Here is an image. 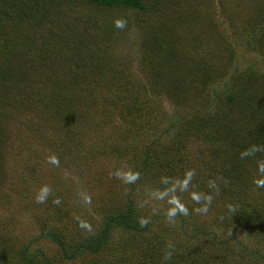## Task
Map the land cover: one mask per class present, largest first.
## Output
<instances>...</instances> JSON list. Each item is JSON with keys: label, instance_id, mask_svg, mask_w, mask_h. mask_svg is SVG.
<instances>
[{"label": "rangeland", "instance_id": "obj_1", "mask_svg": "<svg viewBox=\"0 0 264 264\" xmlns=\"http://www.w3.org/2000/svg\"><path fill=\"white\" fill-rule=\"evenodd\" d=\"M144 4L0 0L1 261L193 264L198 244L194 264H264V150L233 163L264 147V0ZM130 203L149 232L114 228L100 254L44 236L81 240Z\"/></svg>", "mask_w": 264, "mask_h": 264}, {"label": "trees", "instance_id": "obj_2", "mask_svg": "<svg viewBox=\"0 0 264 264\" xmlns=\"http://www.w3.org/2000/svg\"><path fill=\"white\" fill-rule=\"evenodd\" d=\"M90 1L96 4H100V5L123 6V7H130V8L142 10L145 6L144 3L146 0H90ZM8 17H10V14H8ZM3 28H4V24L2 23L0 24L1 32H4ZM128 94H130L129 97H131L132 93L130 92ZM150 153L151 152L149 150L145 152L146 160H148L147 158L149 157ZM241 157H242L241 153L238 154L236 152L233 163L235 162V163L241 164L242 163L240 159ZM136 165L133 168V170L130 172L131 173L130 177L135 176L136 178L139 175H141L143 172H145L146 170L145 164L142 165L141 163H139L138 166ZM172 167H171L172 174L170 172V178H171L170 180H172V178L175 177V175L177 176L179 174V171H175L174 168L172 169ZM136 180H138V178H136ZM243 185L244 183L237 185V187L239 188L238 191L240 192L242 191V188L244 187ZM236 193L234 194V196L236 195ZM141 220L144 221V215H142L141 212L137 211L134 205L130 203L127 205L126 209L124 208L123 209H113V211L109 215L107 214L106 220H104L103 228L100 229V231L96 232L95 234H91L89 236H84L82 237L83 239L81 240L72 239V238L68 239L67 237L63 236L61 232H59L60 230L58 231L46 230V232L44 233V236L52 237L55 240V242H57L58 245L61 247L64 258L66 260L71 261V260H76V259L81 258L84 254L94 255V254H100L101 252H103L108 245L109 239L111 237L110 235L114 228L123 227L128 230L136 231L141 235L144 234L145 232H149V225L147 223H144L143 226H141V223H140ZM207 239H212V237L209 236ZM3 240L4 239H0V250H1L2 256H4L3 248H2V246L4 245ZM194 245L196 247V251L192 253V258H193L192 263L193 264L197 261L196 259H199L200 255L204 253V250L206 247V246L201 247V245H198V244H194ZM23 253L25 254V258H26L25 250H23ZM126 254L127 253L125 251V253H123L120 257V260L126 264L130 263L129 258H132L133 260H135V258L139 259V255H137V253L134 255V257H132L134 254L133 251L130 253V257H128ZM207 254L208 253H205V256ZM165 255L166 254L164 253V251H161L158 257L156 258V263H153V264H184L185 263V259L182 257L181 258L179 257V260L173 261L172 258L165 259ZM108 261L109 260H105L104 262L97 263V264H117L116 262L110 263ZM0 264H8V262L0 260ZM41 264H53V263L48 258H45L43 259V262ZM136 264H140V263H136ZM149 264H152V261Z\"/></svg>", "mask_w": 264, "mask_h": 264}, {"label": "clouds", "instance_id": "obj_3", "mask_svg": "<svg viewBox=\"0 0 264 264\" xmlns=\"http://www.w3.org/2000/svg\"><path fill=\"white\" fill-rule=\"evenodd\" d=\"M114 24H115V27L118 28V29H119V28H123V27L125 26V21L122 20V19H117V20L114 22ZM262 150H264V147H262V146H258V145H253V146L251 147V149H249V150H245L244 152H242V153H241V156H248V155H251V154H253V153L257 152V151H262ZM52 163H56L55 159L52 160ZM258 172L261 174V176H260V178L255 179V180L253 181V183L255 184V186H256L257 188L264 187V163H260V164L258 165ZM191 175H192L191 172L187 173V176H188L189 178L191 177ZM130 179H135V176L130 177ZM184 183L186 184V183H187V180H185ZM47 191H48V189H47L46 187H44V188L41 189V193H42V195H40V196L37 197V202H38V203H42V202H43V200H44V195H43V194H46ZM192 199H193V200H196V201H199L200 197H199L198 195H196L195 193H193V194H192ZM206 199H207L208 203H210L212 197L209 196V197H206ZM54 203H59V200H55ZM173 203H176V202L173 201ZM177 209H178L181 213H185V214H186V212H187V209L184 208L183 205H181V204H179V203H176V208L171 209V210L169 211L168 215H169V216H173V215H175ZM230 210H231V208H230ZM197 211H200V212H207V204H205V206L201 207L200 209H197ZM140 223H141V226H143V224L145 223V221L141 220ZM81 226L86 227V225H83V224H82ZM168 247L171 248L172 245H168ZM170 255H171L170 252H169V253H166V255H165V259L169 258Z\"/></svg>", "mask_w": 264, "mask_h": 264}]
</instances>
